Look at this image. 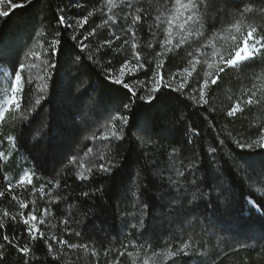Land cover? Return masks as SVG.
<instances>
[{
  "label": "trees",
  "instance_id": "16d2710c",
  "mask_svg": "<svg viewBox=\"0 0 264 264\" xmlns=\"http://www.w3.org/2000/svg\"><path fill=\"white\" fill-rule=\"evenodd\" d=\"M247 2L216 0L204 17L202 37L192 38L198 43L170 53L165 73L180 72L187 66L188 52L194 51L199 44L207 46L210 58L213 57V47L217 54H226L236 32L224 29ZM106 3L107 0H81L80 7H76L71 0H27L21 2L23 7L0 10V13L8 12L7 16L0 15V51L3 52L0 66L10 75L19 62L33 63L25 59L29 50L40 52L41 43L46 46L56 32L61 34L60 53L56 57L58 68L48 81L47 91L38 92L45 83L37 78L38 69L26 68L23 73L25 77L31 73L34 81L25 85L21 108L28 119L21 121L18 118L20 111H12L0 123V151L9 157L7 162L0 163L2 174L14 183L24 170L35 169L37 176L33 178V186L39 188L46 183V178H53L57 173L74 172L75 167L68 163L73 155L83 160L86 167L100 163L97 149L108 144L109 158L116 162L112 174L94 176L87 182L91 185L87 188L83 182L70 176L68 189L53 192V195L67 192L69 199L60 203L63 215L45 218L40 227L46 234L61 236L62 221L68 219L71 227L81 231L82 236L65 235L64 238L94 246L100 252L98 264H112L118 253L124 250L123 245L128 246L131 256L119 257V264H143L145 259L149 264H172L168 254L189 240L194 249L199 248L205 255L181 256L176 264H198V261L200 264H264V184L259 182L264 176V149H240L235 143L237 139L250 141L259 138L257 132L264 126V109L245 108L237 117L226 116L227 110L248 89L255 88L258 94L264 95V66L256 62L241 72L229 69L222 74L218 85L209 91L210 107L207 111L192 106L186 98L188 89L185 95L171 93L164 98L169 109L167 130L157 127V133H141L133 127L125 129L123 140H94L91 138L93 133L98 136L110 134L107 126L111 116L121 110L118 108L121 102L130 100L126 89L105 78L104 69H118L125 59L131 57L132 49L129 44L123 51H116L122 41H115L111 49L95 54L98 42L113 35L103 26L106 17L96 11L84 28L77 29V39H80L101 25L96 28V35L85 41L88 48L81 52L76 41L71 39L72 30L57 23V10L65 9V15L74 19ZM164 4L165 0H140L138 6L143 7L150 17H155L158 12H164ZM253 7H261L260 0ZM252 22L264 24L261 20ZM151 23L154 20L149 18L138 26L137 51L155 63V53L160 49L148 31L147 25ZM116 34H120L118 28ZM149 42L152 47H148ZM90 54L100 62L90 61ZM78 55L80 60H76ZM109 60L111 64L107 63ZM39 62L35 61L36 64ZM206 70V64L197 65L190 87L204 78ZM149 76L143 70L136 74L138 80H147ZM127 79L133 84L136 82L132 77ZM176 86L174 83L173 87ZM138 94L146 93L140 89ZM37 99H41L39 105L35 103ZM136 104L137 114L148 110L143 102L137 101ZM116 123L119 125V121ZM189 126L199 128L200 135L190 137ZM9 137L13 139L9 140ZM138 137H142L145 143L142 144ZM210 146L216 147V153H208ZM89 148L93 152L85 156ZM173 161L179 170L193 163L198 166L179 178V190L169 182V177L177 179L172 170ZM6 184L7 181L0 179V190H4ZM77 184L81 186L77 187ZM101 185L103 192L89 197L80 195L82 190L92 192ZM17 191L25 199L35 201L37 215L44 208L55 212L50 197L42 198L39 193L33 197L31 187ZM5 207L9 211L16 210L7 198L0 199V209ZM141 220L143 228L140 227ZM132 224L137 227L132 228ZM22 230L23 226L17 224L4 232L11 236ZM105 250H110L107 257L103 255ZM34 254L46 255L42 243L37 244ZM78 254L80 259L75 264H97L96 257L83 251ZM18 257V253L9 249L12 264Z\"/></svg>",
  "mask_w": 264,
  "mask_h": 264
},
{
  "label": "snow or ice",
  "instance_id": "6c2138e0",
  "mask_svg": "<svg viewBox=\"0 0 264 264\" xmlns=\"http://www.w3.org/2000/svg\"><path fill=\"white\" fill-rule=\"evenodd\" d=\"M30 2V0H28ZM216 2V0H165L164 12H158L155 17H150L143 7H139L140 0H107V3L93 11H87L86 15L79 18L69 19L65 15V9L58 8L57 23L67 29H71L73 34L71 39L76 41L77 47L83 52L88 48V41L90 37L96 35V28L101 27L97 25L77 39V29H82L89 22V17L95 15L99 11L101 15L106 18L103 20V26L108 28L112 33V38L104 39L98 42V47L95 49V54L102 53L105 49H111L115 41H122L120 46L115 49L116 51H123L126 45L130 44L132 55L130 58L124 60L118 69L105 68V78L113 84L120 85L123 89L127 90L130 96L128 103H123L118 106L121 110H116L115 115L111 116L110 124L107 126L109 129L108 135H97L93 133L92 139H100L101 141H120L124 139L125 129L135 127L141 133H157V127L163 130L166 129V124L169 119V109L164 103V98L171 93H179L185 95V90L188 89L186 98L192 102V106L196 108H203L205 111L209 110L210 99L209 91L214 85H218L222 74L226 73L229 69L237 72L243 71L246 67L254 65L259 62L264 66V24H257L252 21H264V0H260L261 7H253L257 0H248L242 9H238L235 17L229 22L225 31L231 32L235 30L236 35L231 37L233 43L227 48L226 54L221 52L217 54L213 47V57L210 58L206 52V45L199 44L194 51L188 52L187 66L183 67L180 72L168 75L165 73V64L167 57L170 53L178 52L179 49L188 45L191 47L192 43H198V40H193V37L201 38L204 29V17L208 9ZM71 3L76 7H80L81 0H71ZM243 3V0H242ZM24 5H12L15 7H23ZM2 16H7L8 12L0 13ZM153 19L154 23L148 24L147 28L151 34L153 41L158 44L159 51L155 53L156 62L153 63L151 59H145L141 53L137 51V35L138 26H142L147 19ZM119 29V35L116 34V29ZM60 33L56 32L52 39L45 44L41 43L39 47L42 51L37 52L29 50L25 59L33 61V63L26 64L19 62L13 67V74L8 80V94L0 103V123L5 121L6 114L12 111H20L18 117L21 121L28 119L27 115L21 110L24 100V91L26 84L34 83L31 79V73L28 77L23 75L26 68L38 69V79L44 81L43 87L38 88V92L44 93L49 88L48 81L58 68L56 57L60 53L61 39ZM152 42H149L148 47H152ZM3 52L0 51V57ZM43 57V59H41ZM163 59H160V58ZM90 61L99 63L98 58L94 59V55L88 56ZM39 60V64L35 61ZM80 60V56L76 57ZM111 64V60L107 62ZM207 65V70L204 72V78L196 81L195 86L192 85L193 73L197 71V65ZM143 70L146 76H150L147 80H138L136 74ZM132 77L136 82L133 84L127 78ZM176 83L177 86L173 87ZM143 89L146 94H138L139 90ZM43 97H41L42 99ZM41 99H37L35 103L39 105ZM137 101H141L148 106V110L143 113L137 114ZM255 107L257 110L264 109V95L258 94V91L248 89L241 94L232 106L227 110V117H237L239 113L245 111V108L251 110ZM129 113L128 115L122 114ZM135 122L133 123V118ZM119 121V125H117ZM211 126V125H210ZM190 137H197L200 135V129L197 127L189 126L187 129ZM258 139L241 141L237 139L235 143L240 149H264V126L258 129ZM231 135V132H229ZM162 136V135H161ZM12 140V137L8 138ZM140 142L145 143L142 137H138ZM191 143V139L188 141ZM222 143V142H221ZM209 154L216 153V147H208ZM93 149L89 148L85 153L87 156L92 153ZM110 148L108 144L102 145L97 149V159L100 163H92L85 166L83 160L78 159L73 155L69 159V164L75 167L72 173H64L57 175L53 178H46V183L39 188L33 186V178L37 176L35 169L24 171L19 179L13 183L9 181L7 175H3V169L0 168V179L7 181L4 190H0V199H8L10 205L16 207L15 211H9L7 207L0 209V264H12L9 260V249L14 250L19 254L15 264H75V261L80 259L79 252L83 251L91 257L97 258L100 256L94 246L86 242H70L64 236L80 238L82 232L71 227L68 219L62 221L64 228L61 236L55 234H46L41 225L45 223V218L52 215H63L60 210L61 201H67L69 194L64 192L63 195L53 192L57 189L64 191L69 188L68 180L74 177L76 181L83 182L85 188L91 185L87 182L93 180L96 175H111L113 169L116 167V162L109 158L108 153ZM175 153V150H174ZM9 157L3 151H0V163L7 162ZM183 165V161H180ZM67 167V165L65 166ZM198 166L193 163L185 166L183 170L176 168V162L172 163V170L175 171L177 179L169 177V182L178 190L181 187L179 178L185 177L186 173H191ZM63 172V169L61 170ZM252 179V177H249ZM63 181V187H62ZM259 182L264 184V176L259 178ZM192 184L196 185L195 178L192 179ZM77 184V187H80ZM31 187V195L36 196L37 193L43 198L44 196L50 197V203L55 205V212L50 208H44L40 215H37L35 208V201L25 199L22 195L18 194L17 190H27ZM45 188L48 191H45ZM187 191V190H185ZM98 192H103V185L95 188L92 192L82 190L80 195L89 197ZM196 199V193H193V200ZM75 207V205H73ZM147 208V205L144 206ZM22 225V232H18L9 236L5 234L4 230L11 228L13 225ZM136 228V224L131 225ZM140 227H144L143 220L140 221ZM38 243H42L46 249L44 257L34 254V249ZM135 246V245H134ZM127 245H123V251L118 253V258L112 264H119V257L125 255L131 256V252L127 251ZM110 250H105L103 255L108 256ZM158 255V253H153ZM171 257L172 264L183 257L191 255H198L203 257L204 252L199 251V248L194 249L191 241H186L175 248L168 254ZM143 264H149L145 259ZM198 264L200 262L198 261Z\"/></svg>",
  "mask_w": 264,
  "mask_h": 264
},
{
  "label": "rangeland",
  "instance_id": "374dc122",
  "mask_svg": "<svg viewBox=\"0 0 264 264\" xmlns=\"http://www.w3.org/2000/svg\"><path fill=\"white\" fill-rule=\"evenodd\" d=\"M27 0H3L0 4V10L7 11L12 7V5H21V2H26ZM12 75L10 72L3 69L0 66V103L3 102L4 98L7 96L8 92V80ZM26 171V170H24Z\"/></svg>",
  "mask_w": 264,
  "mask_h": 264
}]
</instances>
